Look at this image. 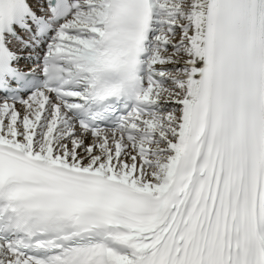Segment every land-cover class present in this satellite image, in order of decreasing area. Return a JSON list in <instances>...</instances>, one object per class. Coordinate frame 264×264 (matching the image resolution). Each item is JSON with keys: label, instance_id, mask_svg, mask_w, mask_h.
<instances>
[{"label": "snow or ice", "instance_id": "snow-or-ice-1", "mask_svg": "<svg viewBox=\"0 0 264 264\" xmlns=\"http://www.w3.org/2000/svg\"><path fill=\"white\" fill-rule=\"evenodd\" d=\"M0 264H264V0H0Z\"/></svg>", "mask_w": 264, "mask_h": 264}]
</instances>
